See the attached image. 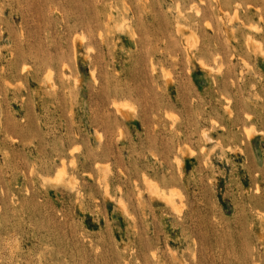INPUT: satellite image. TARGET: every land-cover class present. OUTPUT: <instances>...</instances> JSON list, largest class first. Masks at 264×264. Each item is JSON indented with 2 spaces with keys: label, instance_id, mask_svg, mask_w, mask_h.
<instances>
[{
  "label": "rangeland",
  "instance_id": "rangeland-1",
  "mask_svg": "<svg viewBox=\"0 0 264 264\" xmlns=\"http://www.w3.org/2000/svg\"><path fill=\"white\" fill-rule=\"evenodd\" d=\"M0 264H264V0H0Z\"/></svg>",
  "mask_w": 264,
  "mask_h": 264
},
{
  "label": "bare ground",
  "instance_id": "bare-ground-1",
  "mask_svg": "<svg viewBox=\"0 0 264 264\" xmlns=\"http://www.w3.org/2000/svg\"><path fill=\"white\" fill-rule=\"evenodd\" d=\"M127 106V104L126 103H116V107H117V109L118 110H120V108H123V107H126ZM61 172V171H60ZM61 174V173H60ZM153 183V182H152ZM149 184H150V182H149ZM155 185V186H154ZM153 185V187H154V189L156 190V188H157V185L156 184H154ZM150 186V185H149ZM152 188V187H151ZM168 198V197H167ZM165 200V199H164ZM168 201V200H167Z\"/></svg>",
  "mask_w": 264,
  "mask_h": 264
}]
</instances>
